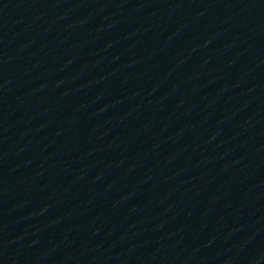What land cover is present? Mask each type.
<instances>
[{
	"label": "water",
	"instance_id": "obj_1",
	"mask_svg": "<svg viewBox=\"0 0 264 264\" xmlns=\"http://www.w3.org/2000/svg\"><path fill=\"white\" fill-rule=\"evenodd\" d=\"M0 106L264 185V0H0Z\"/></svg>",
	"mask_w": 264,
	"mask_h": 264
}]
</instances>
